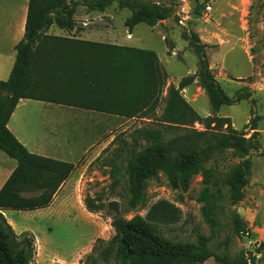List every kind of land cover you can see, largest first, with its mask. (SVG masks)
Instances as JSON below:
<instances>
[{
    "label": "trees",
    "instance_id": "1",
    "mask_svg": "<svg viewBox=\"0 0 264 264\" xmlns=\"http://www.w3.org/2000/svg\"><path fill=\"white\" fill-rule=\"evenodd\" d=\"M114 2L131 15L125 24L132 31L140 23L154 26L175 12V0H29L25 34L16 45L17 55L9 77L0 81V148L18 162L0 189V264H39L35 261L36 237L30 230L17 233L4 211L35 210L49 206L62 184L76 168L73 162L31 152L13 133L8 123L22 98L75 106L131 118H149L154 125L135 128L123 139L132 202L143 197L148 179L162 171L172 187L187 188L194 174H203L200 200L202 214L214 221L228 193L230 205L246 197L253 169V156L264 155L260 121L255 112L243 130L231 117L218 114L223 105L246 98L244 89L231 98L210 68L205 45L191 33L198 54V69L168 88L163 112L157 115L168 74L153 49L48 33L53 25L71 31L77 26L79 5L87 11L104 12ZM199 83L209 97L212 112L202 116L183 94ZM85 96L89 102L66 97ZM198 122L203 129L194 127ZM248 130L251 132L247 136ZM172 133H171V132ZM146 145L141 148L142 142ZM230 153L238 161L224 176L217 177L206 166L216 156ZM120 157L122 154L120 153ZM123 169H111L112 188L120 183ZM91 212H114L115 234L100 239L82 264H107L116 259L130 264H205L214 257L220 264H257L256 255L243 251L229 258L209 247V238L198 232L197 241L172 238L163 227L178 223L182 210L160 199L146 215L128 218L117 200L103 202L88 195ZM231 218L237 234L249 231L248 222L234 210ZM264 250V241L261 243ZM55 264V263H53Z\"/></svg>",
    "mask_w": 264,
    "mask_h": 264
},
{
    "label": "rangeland",
    "instance_id": "2",
    "mask_svg": "<svg viewBox=\"0 0 264 264\" xmlns=\"http://www.w3.org/2000/svg\"><path fill=\"white\" fill-rule=\"evenodd\" d=\"M6 2L0 0L3 5ZM207 3L212 5L210 11H206ZM174 5L175 12L168 18L166 25L161 22L154 26L140 23L131 31L125 24L131 11L120 9L114 2L102 13L96 11L88 17L82 14L77 22V33L85 29L88 30L86 33L96 34L94 37L101 40L113 39L111 35L121 34L127 37V41H122L125 45L157 52L168 74L157 115L163 112L169 86L178 85L184 76L198 69L199 57L190 43L191 33H196L200 43L205 45L210 68L225 92L231 98H235L241 89L246 94V98L240 101L223 105L218 114L231 117L233 125L240 130L248 124L254 112L264 116V0H175ZM79 7L86 9L83 5ZM183 13L187 19L181 23ZM162 25L168 29L166 37L161 32ZM183 94L199 114H211L209 97L199 83L186 87ZM66 98L89 102L82 95ZM45 105L28 116L29 130L35 133L39 142L61 146L67 154H71L69 157L73 162L77 158L74 156L88 146L95 145L78 162L71 183L53 204L35 210L8 211V217L15 221L17 233L26 229L34 233L37 263L82 264L100 239L112 238L115 234L112 225L114 212L105 208L91 212L85 204L88 195H100L104 203L119 201L122 212L128 218L136 214L146 215L153 203L167 199L180 207L183 214L178 223L163 227L165 235L197 241V234L201 232L209 238V247L216 253L234 258L243 251L252 252L256 255L257 264H264V250L261 248L264 234L260 236L255 229L258 224H262L264 217L261 213L255 214V211L246 215L243 209V206H251L253 201L251 196L256 190L250 189L251 184L243 200L246 203L242 201L239 205H230L226 193L220 201L223 207L212 222L207 221L202 214L204 202L200 196L205 184L201 172L194 174L184 189L172 187L166 175L159 171L157 176L148 179L143 197L133 204L129 174L124 168L126 155L121 152L123 139L137 127L156 126V121L146 117H113L111 114L55 103ZM260 125H264V119ZM194 127L204 128L198 122ZM247 133L250 136L249 130ZM145 145L143 141L141 148ZM254 157L256 168L250 181L258 178V172L264 171V155H254L253 166ZM237 161L230 153H226L214 157L206 166L215 176L223 177ZM116 162L123 169L119 173L120 183L112 188L114 179L111 169ZM254 183L253 186L258 188V182L254 180ZM232 210L248 222V236L236 233L231 218ZM250 239L258 246L249 248ZM257 249L261 251L257 252ZM107 264L130 263L111 259ZM205 264L220 263L211 257Z\"/></svg>",
    "mask_w": 264,
    "mask_h": 264
},
{
    "label": "crops",
    "instance_id": "3",
    "mask_svg": "<svg viewBox=\"0 0 264 264\" xmlns=\"http://www.w3.org/2000/svg\"><path fill=\"white\" fill-rule=\"evenodd\" d=\"M28 7H29V0H10V1L7 0L5 5L0 3V81L5 80L9 77L11 70L14 66L16 55H17L16 45L23 38L25 34ZM84 9L85 8L83 7H79V6L77 7V10L75 13V19L77 22H79V18H81L82 14L88 17L91 14H95L96 12V11L89 12L87 11V9L85 10ZM167 22H168V19L161 21L163 25H166ZM78 29H79L78 24L75 27V29L71 31H68L67 29H64V28H60L57 25H53L49 29L48 33L59 35V36H70V37H76V38H81V39L109 42V43H115V44H124V42L122 41H127V37L121 34L111 35L113 39L109 38V39L101 40L97 37H94V35L96 34L86 33V31L88 30H85V29L81 30L82 34L81 33L79 34L77 33ZM161 32L163 36L166 37V35L168 34V29L163 26ZM86 34H89V35H86ZM165 51L167 52L166 48H165ZM47 103H53V102H47V101L38 100V99L22 98L17 104V107L8 123V126L13 131V133L29 148L31 152L45 155L48 157H53V158L73 162V160H71V158L69 157L71 154H67L65 149H62L61 146L56 145L54 143H50V142L48 143L39 142L38 140L39 138H37L34 135L35 133L29 130L28 116L31 115V113L35 109H41L43 106H46L45 104ZM55 104H58V103H55ZM59 105L68 106L64 104H59ZM70 107H75V106H70ZM77 108H80V107H77ZM82 109H85V108H82ZM86 110H89V109H86ZM91 111H94V110H91ZM96 112H100V111H96ZM101 114L106 115L109 113L101 112ZM111 115H113V117L126 118V117L115 115V114H111ZM259 127H260L259 130L262 134V137H261L262 150L264 151V125H260ZM104 133H102V135ZM93 145L88 146L87 148L84 149L82 153H79L76 156H74L77 158H76V161L73 163L77 165L78 162L83 158V156L93 147ZM255 157L258 158L259 156L258 157L255 156ZM255 157H254V166H253L252 172H254V168H256ZM17 164L18 162L15 158L10 157L4 150L0 148V189L3 187V185L5 184V182L11 175V173L17 167ZM72 175L62 184L52 204L58 199L63 189L69 186V184L71 183ZM257 177L258 178L252 179L249 183L252 185L250 189L256 190L253 192L251 196L253 198V201L251 202L252 204H250L251 206L249 205L246 207L243 206V209H244V214L246 215H250L253 213V211H255L254 212L255 214L261 213L262 216L264 217V171L261 170V172H258ZM254 180L258 182V184L256 185L258 188L253 186L255 185ZM248 187L247 189L249 190ZM10 210H14V209H6L4 213L8 221L13 225L14 228H16L15 221L8 217V211ZM255 229H256V232H258L259 235L262 236L264 234V221L262 222V224H258L255 227Z\"/></svg>",
    "mask_w": 264,
    "mask_h": 264
},
{
    "label": "built area",
    "instance_id": "4",
    "mask_svg": "<svg viewBox=\"0 0 264 264\" xmlns=\"http://www.w3.org/2000/svg\"><path fill=\"white\" fill-rule=\"evenodd\" d=\"M205 8H206V11H210V10L212 9V5H211V3H207V4L205 5ZM186 19H187V17L185 16V14H184V13L181 14V20H180V22H181V23H184V21H185ZM249 233H250V230L247 231V232H245L244 235L248 236ZM251 246H253V247L255 248V247L258 246V245H256V243H255L253 240L250 239V240H249V248H250Z\"/></svg>",
    "mask_w": 264,
    "mask_h": 264
},
{
    "label": "water",
    "instance_id": "5",
    "mask_svg": "<svg viewBox=\"0 0 264 264\" xmlns=\"http://www.w3.org/2000/svg\"><path fill=\"white\" fill-rule=\"evenodd\" d=\"M261 251V249H257V252H260Z\"/></svg>",
    "mask_w": 264,
    "mask_h": 264
}]
</instances>
